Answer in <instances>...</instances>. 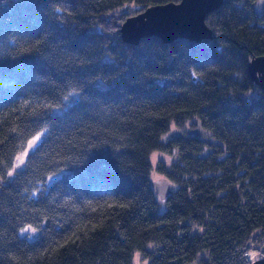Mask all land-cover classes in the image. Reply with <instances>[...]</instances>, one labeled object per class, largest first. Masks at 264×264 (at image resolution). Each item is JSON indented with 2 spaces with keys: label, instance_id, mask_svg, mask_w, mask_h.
I'll return each mask as SVG.
<instances>
[{
  "label": "trees",
  "instance_id": "obj_1",
  "mask_svg": "<svg viewBox=\"0 0 264 264\" xmlns=\"http://www.w3.org/2000/svg\"><path fill=\"white\" fill-rule=\"evenodd\" d=\"M165 1L0 0V264L264 256V91L246 68L264 54V10L230 0L200 42L121 40L128 15ZM196 119L203 134L163 139ZM153 151L170 157L162 200Z\"/></svg>",
  "mask_w": 264,
  "mask_h": 264
},
{
  "label": "water",
  "instance_id": "obj_2",
  "mask_svg": "<svg viewBox=\"0 0 264 264\" xmlns=\"http://www.w3.org/2000/svg\"><path fill=\"white\" fill-rule=\"evenodd\" d=\"M230 0H169L147 5L137 13L128 15L120 24L121 40L127 44H137L143 37L155 35L163 42H171L177 37L187 38L194 42L212 39L213 33L207 25L206 15L228 3ZM251 7L255 13L264 10V0H252ZM250 79L264 91V54L252 55L246 64ZM192 135H200L202 126L199 119L195 127L187 129ZM182 131H176L171 137H182ZM205 149L202 154H207ZM154 193L159 199L166 198L172 191V184L167 178L151 180ZM264 256L251 264H263ZM174 264V262H171Z\"/></svg>",
  "mask_w": 264,
  "mask_h": 264
},
{
  "label": "rangeland",
  "instance_id": "obj_3",
  "mask_svg": "<svg viewBox=\"0 0 264 264\" xmlns=\"http://www.w3.org/2000/svg\"><path fill=\"white\" fill-rule=\"evenodd\" d=\"M252 94V93H251ZM253 95V94H252ZM195 125H190V123H187L185 124L183 127H175L174 125L170 126V128L163 134V139H168L171 137V134L176 132V131H182L183 133L186 134V130L187 129H190V128H194ZM203 134V133H202ZM43 133L42 132H37L35 133L32 137H30L27 142H25V144L23 145L22 148H20L17 153H16V156H15V159H14V162H13V167L11 169V171L9 173H12L14 170L16 169H19L23 163H21V159L19 158H22L23 159V162L25 160V153H28L30 150L28 145H29V142L32 141L35 137L37 136H41L42 137ZM150 161H151V164H152V171H151V180L152 179H156V178H164L163 175L161 173H159V171L157 170V164L159 161H163L165 163V166L167 167L168 166V163L170 162V157L168 156H165L163 153H161L160 151H153L150 155ZM173 187V185H172ZM27 234L29 232H26ZM258 247V246H257ZM258 249H254V250H251L249 252V255H250V258L253 260L259 258L260 256H257L258 255ZM133 264H147V260H143L142 257H141V254L138 253V252H135L134 256H133ZM189 264H196V260L189 263Z\"/></svg>",
  "mask_w": 264,
  "mask_h": 264
},
{
  "label": "snow or ice",
  "instance_id": "obj_4",
  "mask_svg": "<svg viewBox=\"0 0 264 264\" xmlns=\"http://www.w3.org/2000/svg\"><path fill=\"white\" fill-rule=\"evenodd\" d=\"M75 94H76V90L73 89L72 92H70L68 96L64 97V99L67 101L69 99V96L75 95ZM47 135H48V130L46 129L45 132L43 133V136H47ZM38 142H40V143H38ZM41 144H42V137L37 136L32 141L29 142L28 147L30 149H32V151L34 152L41 146ZM25 155H28V153H25ZM19 159H21V163H23V159L22 158H19ZM8 175L11 176L12 173H9ZM54 178L55 177H50V179H54Z\"/></svg>",
  "mask_w": 264,
  "mask_h": 264
},
{
  "label": "bare ground",
  "instance_id": "obj_5",
  "mask_svg": "<svg viewBox=\"0 0 264 264\" xmlns=\"http://www.w3.org/2000/svg\"><path fill=\"white\" fill-rule=\"evenodd\" d=\"M250 6H251V4H250ZM251 9H252V7H251ZM253 10V9H252ZM186 132H187V130H186Z\"/></svg>",
  "mask_w": 264,
  "mask_h": 264
}]
</instances>
